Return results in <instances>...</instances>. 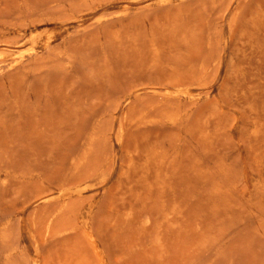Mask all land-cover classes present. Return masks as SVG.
<instances>
[{
    "label": "rangeland",
    "instance_id": "1",
    "mask_svg": "<svg viewBox=\"0 0 264 264\" xmlns=\"http://www.w3.org/2000/svg\"><path fill=\"white\" fill-rule=\"evenodd\" d=\"M0 264H264V0H0Z\"/></svg>",
    "mask_w": 264,
    "mask_h": 264
}]
</instances>
